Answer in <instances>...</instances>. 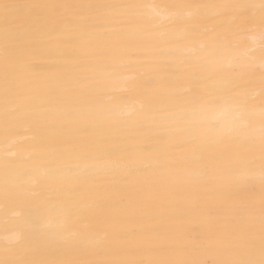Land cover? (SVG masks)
Instances as JSON below:
<instances>
[{
	"label": "bare ground",
	"instance_id": "obj_1",
	"mask_svg": "<svg viewBox=\"0 0 264 264\" xmlns=\"http://www.w3.org/2000/svg\"><path fill=\"white\" fill-rule=\"evenodd\" d=\"M183 1L0 0L19 6L7 40L0 20V122L12 126L0 136V171L17 165L0 175V261L34 243L75 245L87 264H221L253 246L259 258V23L235 25V5L224 0ZM261 3L238 2L256 13ZM198 5L216 18L199 22ZM231 44L240 46L239 59ZM231 89L246 101L243 120L227 106L180 118L202 97ZM35 99L40 104L30 106ZM210 121L235 131L209 143L199 130ZM18 126L23 132L15 133ZM31 126L46 128L38 131L45 138L26 133ZM31 142L35 149L26 147ZM39 146L47 160L36 155ZM126 151L130 161L118 158ZM114 175L130 178L131 187L122 189ZM93 177L100 188L88 182L77 200L68 185ZM42 183L58 191L39 196ZM2 196L30 205L6 208ZM57 207L74 209L58 234L45 227L61 219L52 215ZM92 214L98 218L90 221Z\"/></svg>",
	"mask_w": 264,
	"mask_h": 264
},
{
	"label": "rangeland",
	"instance_id": "obj_2",
	"mask_svg": "<svg viewBox=\"0 0 264 264\" xmlns=\"http://www.w3.org/2000/svg\"><path fill=\"white\" fill-rule=\"evenodd\" d=\"M188 1L187 0H184L183 2L187 4ZM224 2L235 5V6L231 5L229 7V9L236 8V11H235L236 12V15L235 16L234 15H231L234 18V21H235L234 24L235 25H254L256 23L258 24L260 22V20H261L262 15H264V10H263V12L261 11L259 13L258 12L256 13L255 12V9L253 8V6H248V7H245V8H243V7H236V6H240L238 4V2L240 3V0H224ZM210 11L211 10H210V7L209 6H202L201 7V5H198V14H199V15L197 14V16H199L198 17V21L199 22H206L208 20H211L213 18H216V17H214V15H212L210 13ZM253 13H254V15H253ZM221 14H222V12L220 13V16H221ZM221 18L222 17H219V18H217V20H220ZM211 23H213V22H211ZM192 72L193 73L191 74V77L194 78V74L196 75L197 73H194L196 71H192ZM44 98H45L44 101H47L48 100V99H46L47 98V95H44ZM37 101L38 100L35 99L34 102H32L33 104L30 103V106H32V105H34L35 107H36V105L38 106V104H40V103L37 102ZM5 120H7V121H4V123L3 122H0V125L1 124L2 125L3 124L6 125L7 122H8V119L6 118ZM32 123H34V121ZM8 126L9 127H12L10 125H6V126H4V127H6L4 130H3L2 127H0V136L1 135H4V134H8V131L6 130V129L9 128ZM20 128L21 127L18 126V128H16V132L15 133H21V132H23V130H21ZM28 129L29 130L28 131H25V132L26 133H30V134L32 132L31 135L34 136V138L35 137H39V135H40V137H43L42 134L43 133H47V131H46L47 129L46 128L45 129L42 128L43 130H40V128H36L35 126H31V128L29 127ZM39 130L42 131L41 132L42 134L41 133L38 134V131ZM10 133L12 134L13 133V130H10L9 134ZM43 138H45V136ZM43 138H42V141L45 140ZM47 139H48V137H47ZM26 147H31L33 149L36 148L35 147V144L32 143V142L30 144L28 143V145H26ZM39 148H41V146L37 147V149H36V151H37L36 155L39 156V157L40 156L41 157L43 156L42 158H45L44 156H46V155H42L43 152L39 151ZM126 152H129V154L126 153ZM126 152H124V155L123 154L121 155L122 157L121 156L120 157L118 156V158L119 159H122V160H128V161H130V159L132 158V152H130V151H126ZM45 159L47 160L48 158H45ZM83 159H90V158H83ZM83 159H81V160H83ZM67 162H69V161H67ZM15 169L17 170V165L16 166H8V167H6V169H4V171H3V169L0 171V175L3 172V176H4V175L7 174V172H10L11 173V171H13ZM4 172H6V173H4ZM118 177L122 179V181L120 182V185H121L122 189L128 190L131 187V184H132V181H128L127 180V179H130V178H127V177L126 178L125 177L123 178V176H120V175H116V176L114 175V176H112V178H117V179H118ZM89 179H93V180L86 181V185H83L82 183H79V185H74L73 187H71V184L68 185V186H70V191L73 192L72 194L75 193V197L78 198L77 200H79L83 196V194H84V192H83L84 191V188L88 186L87 185L88 182L89 183L92 182V183H90V185L94 189L95 188H100V186L97 183H95V181L98 182V180L100 179V177H93V178H89ZM89 179H87V180H89ZM125 180H127L128 182L127 181L125 182ZM2 185L3 184L0 182V192L3 191V193H4V188L2 187ZM68 186L64 187V189H67ZM37 190L40 192L39 193L37 191V194L39 196H42V195L48 194V193L52 195L53 193L55 194L58 191L57 190V187L54 184H50V185L48 184V186H47L46 183H42L41 186L39 185L38 188H37ZM43 190H44V192H43ZM48 190H50V191H48ZM46 192H48V193H46ZM72 194H70L66 198H68V200H69L70 199L69 197ZM63 195L66 196V193H64ZM4 198H6V196H2L1 199H3L4 204H5L4 206L6 208L7 207L8 208H26L27 206L30 205V204H27V201L25 203V201L20 200L19 198H14L13 200L4 199ZM34 202H31V203H34ZM97 218H98V215L97 214H92L91 217H90V221L95 220ZM79 220H80L79 226H82V231H84L83 230V227L85 225V227H86L85 232H86L87 231V226L90 225L87 216L86 215L80 216L79 217ZM93 228H95V227H93ZM93 228H91V229H93ZM85 256H87V254H84L83 250L80 247L78 248L75 245L72 246V247H55V248L54 247L53 248H50L49 247L47 249L45 248V250H44L43 248L42 249L37 248V246L34 243V244H32L31 248H29L27 251L25 250V252L22 251L21 254H19L15 258H13L11 261L8 260V261H3V262H4V264H26V263L27 264H73V262H74V264H87L86 261H85Z\"/></svg>",
	"mask_w": 264,
	"mask_h": 264
},
{
	"label": "snow or ice",
	"instance_id": "obj_3",
	"mask_svg": "<svg viewBox=\"0 0 264 264\" xmlns=\"http://www.w3.org/2000/svg\"><path fill=\"white\" fill-rule=\"evenodd\" d=\"M18 5L12 4H3L0 5V20H2L3 28H4V36L5 40H7L11 25L14 22L13 12L17 9ZM236 7H244L242 5ZM261 8L264 10V0H262ZM259 39L264 42V15H262L261 20L259 22ZM232 51L233 56L236 59L240 58L239 45L231 44L227 45ZM202 50V48H201ZM179 52V50H178ZM261 52L264 53V47L261 48ZM182 54V53H181ZM262 67H264V63H262ZM262 85H264V78L261 81ZM231 93L227 95H221L219 98L213 99L211 96L202 97L200 100L199 108L194 110L193 112L180 117L181 119L195 118L201 116L203 113L213 110L214 108L220 106H227L237 113V119L243 120L245 115L247 114L246 101L241 98V95H237V89H231ZM213 93H228L229 90L225 88H216L212 90ZM262 95H264V89H262ZM264 116V112L261 113ZM243 126V125H239ZM186 131H193L192 128L186 129ZM235 131V128L232 125H225L219 123L217 121H210L207 124V127H204L199 130L200 136L210 137L209 143L216 144L219 143L220 140L225 136H230ZM260 132V145H261V155L262 160H264V123L261 124L259 128ZM240 143H245V141L241 140ZM262 179H264V173H262ZM5 195H8L7 190L5 191ZM74 212V209L71 207L63 208L57 207L55 208L52 215L56 217H61L58 219L56 223H48L45 227L49 228L53 233H60L65 229V223L62 217L65 214H71ZM35 227V225L33 226ZM259 232H260V243H259V258L255 256V248L254 246L246 253L244 258H229L225 259L221 262V264H264V205L261 207L260 214V224H259ZM0 264H4L3 261H0Z\"/></svg>",
	"mask_w": 264,
	"mask_h": 264
}]
</instances>
